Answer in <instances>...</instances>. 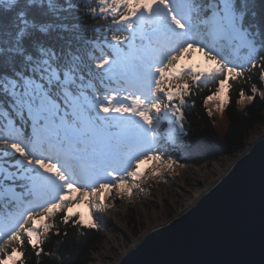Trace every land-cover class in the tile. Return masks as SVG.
Here are the masks:
<instances>
[{
	"label": "snow or ice",
	"instance_id": "snow-or-ice-1",
	"mask_svg": "<svg viewBox=\"0 0 264 264\" xmlns=\"http://www.w3.org/2000/svg\"><path fill=\"white\" fill-rule=\"evenodd\" d=\"M91 2L0 0V264L39 257L57 214L98 229L107 197L172 170L194 88L218 83L204 104L223 111L230 80L264 82V0Z\"/></svg>",
	"mask_w": 264,
	"mask_h": 264
},
{
	"label": "water",
	"instance_id": "water-1",
	"mask_svg": "<svg viewBox=\"0 0 264 264\" xmlns=\"http://www.w3.org/2000/svg\"><path fill=\"white\" fill-rule=\"evenodd\" d=\"M262 200L264 132L191 205L113 264H261Z\"/></svg>",
	"mask_w": 264,
	"mask_h": 264
},
{
	"label": "trees",
	"instance_id": "trees-1",
	"mask_svg": "<svg viewBox=\"0 0 264 264\" xmlns=\"http://www.w3.org/2000/svg\"><path fill=\"white\" fill-rule=\"evenodd\" d=\"M92 7H98V3H92ZM89 27L110 23L111 20L90 17L84 18ZM260 70H254L249 79L247 76L230 80L232 87L229 89V102L226 108L228 116V127L222 140L218 138L217 130L210 116L204 100L219 86L203 84L200 89H193V95L188 100L185 108L187 136L184 143L176 148L173 155L180 160H187L196 165L211 162L222 157H236L237 153L243 151L246 141L257 128L264 126V99L256 96L253 101L246 103L243 107L238 104L240 91L245 94H252L251 86L256 85L258 89L264 91V83L260 80ZM192 100L195 105L192 106ZM60 235H55L54 228L43 245L44 251L39 255L25 244L22 249L25 253L24 264H90L93 251L99 243H103L105 234L102 229H89L79 227L69 222L62 223V215L57 214L55 219ZM67 232L65 236L64 233ZM19 264V261L17 262Z\"/></svg>",
	"mask_w": 264,
	"mask_h": 264
},
{
	"label": "rangeland",
	"instance_id": "rangeland-1",
	"mask_svg": "<svg viewBox=\"0 0 264 264\" xmlns=\"http://www.w3.org/2000/svg\"><path fill=\"white\" fill-rule=\"evenodd\" d=\"M185 62L198 66H207L208 64L202 54L198 52H194L192 59ZM225 89L226 103L223 111L218 110L216 107L219 101H212L206 105L208 112L211 109L209 114L213 118L220 140L223 139L229 124L226 113L230 98L227 85H225ZM245 95L248 96L249 94ZM248 102L241 103L240 98L238 99L240 107H243ZM263 132L264 126L257 128L247 139L246 143ZM241 152H238L237 156ZM174 157L178 160V163L174 165L172 170H165L163 176L147 175L142 178L141 187L143 191H138L139 194L135 195V198H128L126 195L106 198V203L113 206L109 208L108 212L101 213L104 219L99 220L98 223L105 234V239L93 251L90 264L98 260L102 264L115 263L127 249L133 246L135 239L140 238L150 228L163 223L164 220L170 219L184 210L187 207L185 198L193 201L197 195L205 190V184L195 178L197 176L196 168L202 170L212 184L223 173L221 168L215 166V162L224 163L230 161L232 163L233 159L236 158L222 157L196 165L187 160H180L175 155ZM150 164L151 162L142 166V170L148 168ZM74 211L82 212L86 217L89 214L87 204L80 205ZM109 213L111 216L117 217L124 226H118L113 223V220L108 216Z\"/></svg>",
	"mask_w": 264,
	"mask_h": 264
},
{
	"label": "bare ground",
	"instance_id": "bare-ground-1",
	"mask_svg": "<svg viewBox=\"0 0 264 264\" xmlns=\"http://www.w3.org/2000/svg\"><path fill=\"white\" fill-rule=\"evenodd\" d=\"M254 140V137L251 139V141H253ZM248 146V143H246V146H245V148ZM230 161H227V162H224V163H221V162H215V166H217V167H219V168H221V170H222V172H224L229 166H230ZM196 170V172H197V176L195 177L197 180H199V181H201V182H203L204 184H205V189L207 188V187H209L210 186V184H211V182H210V180H208L207 178H206V175H205V173L202 171V170H200L199 168H196L195 169ZM137 194H139V192H138V190H133V195H132V197L133 198H135V195H137ZM201 194V193H200ZM199 194V195H200ZM199 195H197V197L199 196ZM126 197H128L127 195H126ZM131 197V198H132ZM196 197V198H197ZM129 198V197H128ZM195 198V199H196ZM186 199V201H187V206H189V205H191L192 204V202L195 200H193V201H191L190 199H187V198H185ZM109 211V209H107L106 210V212H108ZM112 220H113V223H116V225H118V226H124L123 224H122V222L120 221V220H118L117 219V217H115V216H111V214L109 213V215H108ZM158 225H160V224H158ZM157 226V225H156ZM155 227V226H154ZM136 240V239H135ZM134 244H135V242H134ZM92 264H102L101 263V261L100 260H98V261H94V262H92Z\"/></svg>",
	"mask_w": 264,
	"mask_h": 264
}]
</instances>
